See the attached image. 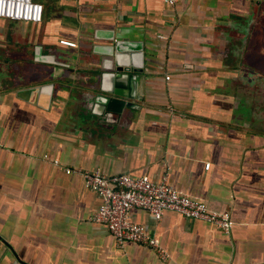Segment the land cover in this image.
Here are the masks:
<instances>
[{"label":"crops","instance_id":"crops-1","mask_svg":"<svg viewBox=\"0 0 264 264\" xmlns=\"http://www.w3.org/2000/svg\"><path fill=\"white\" fill-rule=\"evenodd\" d=\"M37 1L41 23L0 17V264H264V0ZM114 35L143 52L123 113L93 89L92 47ZM66 169L168 173L229 210L231 233L136 208L169 259L119 245L90 219L99 195Z\"/></svg>","mask_w":264,"mask_h":264},{"label":"built area","instance_id":"built-area-1","mask_svg":"<svg viewBox=\"0 0 264 264\" xmlns=\"http://www.w3.org/2000/svg\"><path fill=\"white\" fill-rule=\"evenodd\" d=\"M164 2L174 7L179 0ZM44 14L45 7L37 0H0L1 18L41 23ZM60 42L68 47H77L76 41L62 39ZM44 158L50 159V156L44 154ZM52 160L60 164L59 159ZM66 172H78L85 186L99 195L101 204L90 219L104 225L119 245L128 241L147 245L163 261L169 259L168 252L158 239L151 236L143 224L131 220L130 213L136 208L149 211L157 220L166 211L178 212L188 218L211 222L225 233H231L233 221L229 210H214L206 201L179 191L170 182L168 173L154 179L149 175L135 176L130 173L107 175L101 170L66 169Z\"/></svg>","mask_w":264,"mask_h":264},{"label":"water","instance_id":"water-1","mask_svg":"<svg viewBox=\"0 0 264 264\" xmlns=\"http://www.w3.org/2000/svg\"><path fill=\"white\" fill-rule=\"evenodd\" d=\"M105 41L101 44L95 43L92 47V53L97 55L92 63L96 66L93 78L98 82L93 88L96 92L95 100L105 110L123 113L125 107L135 106L128 99L135 97L134 91L139 84L135 72L141 71L138 69L136 56L143 52L139 47L132 48L130 43L119 36H110ZM55 56L48 55V60L51 63L58 62ZM131 66L134 73L131 72ZM50 88L52 93L53 85ZM0 240L8 245L1 236Z\"/></svg>","mask_w":264,"mask_h":264},{"label":"rangeland","instance_id":"rangeland-1","mask_svg":"<svg viewBox=\"0 0 264 264\" xmlns=\"http://www.w3.org/2000/svg\"><path fill=\"white\" fill-rule=\"evenodd\" d=\"M46 10H48V11H50V12H52L53 11V9L51 8V7H49L48 9H46Z\"/></svg>","mask_w":264,"mask_h":264}]
</instances>
